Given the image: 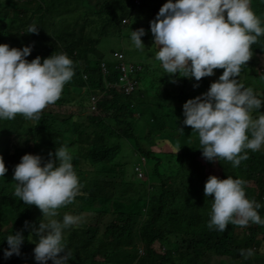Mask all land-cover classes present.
<instances>
[{"label": "clouds", "instance_id": "1", "mask_svg": "<svg viewBox=\"0 0 264 264\" xmlns=\"http://www.w3.org/2000/svg\"><path fill=\"white\" fill-rule=\"evenodd\" d=\"M136 1L133 0V13L127 12L124 15L127 18L121 20L123 26L130 29L126 34L131 40L128 43L132 49L130 53L125 54L119 45L118 49L107 48L108 52H112L107 61L96 58L104 80L108 79V72L118 71L120 74L118 83L108 80L106 88L112 84L121 94L126 92L125 85L120 81L123 76L121 65L126 67L127 77L135 84L141 77V90L145 89L143 80L147 78L160 86L156 74L161 67L164 73L194 78L197 82L202 77L214 75V69H223L216 80H207L210 85L206 92L182 104L180 116L184 117L183 124L191 126L198 135L196 149H200V153L196 155L208 161L224 159L230 161L233 167L238 166L248 158L245 149L257 151L264 145V113L257 111L264 99L251 87H245L238 81L241 66L252 55L251 45L264 34L262 21L252 11L250 0H138V4ZM37 31L38 26L31 23L21 32ZM103 32L99 30L94 36L98 37ZM144 35L148 43L156 46L153 56L159 65L154 63V57L151 60L141 50L145 47ZM107 38H101L98 49L103 48ZM31 42L20 48L0 43V120L13 119L18 113L26 119L38 120L41 111L59 98L65 83L77 70L65 52L52 53L43 59L37 55L27 60ZM133 54L142 56L143 60H131ZM92 56L88 53L89 59ZM144 57L150 68L155 65V74L142 71ZM107 63L112 65L111 69ZM172 82L175 83V79ZM120 84L123 87L118 88ZM193 87H198V83H194ZM139 88L135 85L130 92L135 90L136 94ZM153 91L150 89L149 92L152 94ZM89 97L91 112L98 110L99 99L92 95ZM253 110L258 113L255 117L251 114ZM173 146L181 152L178 146ZM144 163L142 158L141 169H138L140 179H144ZM109 165L108 173L117 176L118 171L112 172V169L117 170L116 163ZM7 171L0 157V177ZM12 175L14 196L26 205L37 206L44 217L30 231L32 237H36L32 249L34 261L38 264H47L49 260L52 264H68L71 258L62 242L63 233L79 223L81 217L64 213L58 219L57 209L71 203L80 194L81 185L67 146L56 147L54 153H48L47 160L40 154L24 153L13 166ZM145 178L147 186L152 187L153 183H149L146 175ZM202 179L205 180L204 195L212 196L207 223L210 230L222 233L229 224L239 225L235 230L239 228L242 231L249 223L264 225V219L258 212L261 204L247 198L243 179L231 175L221 179L211 174L205 178L202 176ZM24 226L29 227L30 222L25 221ZM25 239L20 230L7 234L2 239L7 243L3 257L19 256ZM239 252L247 258L253 250L240 249Z\"/></svg>", "mask_w": 264, "mask_h": 264}, {"label": "trees", "instance_id": "2", "mask_svg": "<svg viewBox=\"0 0 264 264\" xmlns=\"http://www.w3.org/2000/svg\"><path fill=\"white\" fill-rule=\"evenodd\" d=\"M35 1L39 5L32 12L34 16L39 15L42 5L46 6V4L51 3L47 0ZM125 1L127 0H82L80 8L84 12L78 6L72 12L57 10L56 13L61 23L68 14L72 15L73 24L80 26L78 37L72 33L71 39H69L67 44L60 38L58 40L51 38L44 43L43 40L47 38L52 26L55 29L54 34L63 32L62 28H56L57 25L52 23V20L45 18L48 28L44 34L37 35L35 33L31 39H23L21 44L26 45L29 41L35 42H31L33 48L28 55L31 58L39 55L43 59L52 53L65 52L72 59L73 66H76V69L82 72L83 75L73 76L71 80L65 83L61 92V95L64 97L67 96L64 93V88H83L85 93H90L89 95H109L111 96L109 100H99L97 105L100 110L113 111L116 123L120 119L122 121L127 119L133 120L135 114L139 116V118L136 117L137 120L141 121L145 119L144 122L150 123L153 120L151 114H155L152 110L160 109L170 114V109L168 110V108L173 104V100L182 98L181 94H170L173 90H162L155 81L147 78L143 80L145 91L140 90L136 92L137 101L121 102L118 100L121 91L106 88L108 80L111 83H118L120 74L118 71L113 73L108 72V79L104 80L101 68L96 63V58L97 60H108L109 53H107V49H98V45L101 38L106 36L105 31L107 29L112 31L118 30L114 27L123 18H127L124 16L127 14L124 6ZM24 5L26 6V4ZM8 6L11 10L6 13L10 14V16L3 15V19L0 21L3 22L5 29L11 33L20 21L27 20L28 11L26 14L24 9L18 5L8 4ZM250 7L261 19L262 26H264V0H258V3L255 0H250ZM50 13L54 18L55 14L53 11H48L47 16L49 17ZM40 17H43V14ZM94 28L97 29L95 30L96 32L93 31ZM24 30H17L14 37L16 39L22 38L21 31ZM99 30L104 32L98 37L94 36L98 35ZM127 38L129 43L131 41L130 37L128 36ZM2 40L3 36L1 35L0 28V43ZM121 50L125 54L130 53V50L123 47H121ZM251 51V56H264V34L258 37L256 43L251 45ZM88 53L93 54L91 59L88 58ZM248 62L249 60L245 65L241 66L238 81L244 80L245 83L251 84L253 78L245 76ZM106 65L110 69L112 68L110 63ZM151 70L153 69L149 67L148 61L144 57L142 71L149 72ZM217 71L221 74L223 69L218 68ZM203 82L199 87L210 85L205 80ZM187 85L190 86V83L188 84L187 82ZM158 88L161 90V93ZM150 89L154 90L152 94L149 92ZM70 91L68 90L67 92L69 93ZM182 102H184L183 99L175 104L176 109L182 108ZM261 105H264V101H262ZM42 113L47 122L42 126V130L45 134L54 135L57 124L56 119L64 118L66 114L53 113L47 110L46 107L42 110ZM183 119L184 117L181 120L177 118L179 126L171 133H164L165 131L161 130L155 131V134L161 135L159 141L162 142L180 144L183 140L189 139V153H182L181 151L180 154H171L169 158H173V162L163 168L164 171L167 169L168 173L173 177L181 175L183 168L187 167L188 162L196 164L193 155L200 153V149H196V133L192 130L191 126H184ZM17 120L20 121V119ZM182 124L183 126H181ZM3 127H5V124L0 123V129ZM87 128L89 129V127ZM178 128L182 129V131ZM131 130L132 128L123 129L122 133L124 136L130 137L128 133ZM176 146L179 147V145ZM24 147L18 148L14 146V150L11 152L8 144L6 153H0V157L3 158L5 166L8 169L7 173L12 175L13 166L19 162L20 157L24 153L30 150V147L26 149ZM195 149L196 151H194ZM138 151L142 157H146L147 175L155 178L152 181V187H148L146 184L136 186L126 178L112 176L106 172L100 180H83L79 190L80 194L71 203L57 209L75 213H81V211L86 210L91 215L90 221L83 226V240L73 243L71 240L73 232H70L62 241L71 260L78 261L77 264H91L88 261L90 255L87 250L92 255L103 256L109 249L116 251L132 247L139 242L141 249L138 251L134 264H220L218 258L222 257L230 258L229 262L231 264H255L257 259H260L259 264H263L264 225L249 223L247 226H244V237L241 239L239 235L235 234V228L239 227V225L229 224L222 233L215 229L210 230L207 227L209 220L208 212L210 211L207 204H202V199L188 204L187 202L192 201L193 196L198 197L194 190L192 192L191 190L180 189V186H175L170 182L168 173L166 177L158 175L161 163H165V160L161 162V156L144 150L140 146H138ZM245 151L248 153V158L242 160V163L240 162L236 167H233L229 161V165H225L223 168L221 178L223 179L227 175H231L234 178L243 179L246 182L244 188L247 198L261 204L258 212L261 218L264 219V151H252L250 149H245ZM120 154L121 148L118 146L109 147L95 144L91 148L90 159L92 158V162L96 166L104 164L114 165L119 160ZM78 160L77 157L72 158L73 165H76ZM152 162H154V165ZM107 165L104 167H107ZM115 171L117 170L112 169V172ZM118 172L121 174V171ZM249 182H252V187L249 186ZM193 186L194 183L190 180L188 188H193ZM1 192L2 187L0 186V264H14V260L21 261L20 264H38V262L34 261L32 252L36 237H32L30 231L32 227L38 226L40 219L36 216L33 217V213L39 208L35 205H26L15 197L13 194L14 187L12 188V195L15 198L13 205L3 203ZM77 197L81 198V202L77 200ZM111 209L114 210L112 214L109 213ZM92 214L96 219L99 216L105 215L111 217L105 230L97 238V244L95 243L97 234L92 228V224L94 223ZM137 216L142 217V220L139 229L136 231L137 239H134V236L130 234L131 227L134 226L135 217ZM25 221L30 222L29 227L24 226ZM18 230L22 231L26 237L21 245L20 255L14 254L5 259L3 257V249L7 247V243L2 239L7 234ZM258 234H261V238L258 237ZM28 239H32L33 242H30ZM259 247H262L263 254L259 251L254 252L255 248ZM70 248L72 250L69 252ZM240 249H252L253 253L251 256L245 258L240 254ZM81 256L84 257L81 259Z\"/></svg>", "mask_w": 264, "mask_h": 264}, {"label": "rangeland", "instance_id": "3", "mask_svg": "<svg viewBox=\"0 0 264 264\" xmlns=\"http://www.w3.org/2000/svg\"><path fill=\"white\" fill-rule=\"evenodd\" d=\"M47 1L51 3L46 4V6L42 5V10H40L39 15L37 14L34 16L32 12L39 5V3H37V1L35 0H0V20L3 19V15L10 16V14L6 13L11 10L8 4L18 5L22 7L26 12V14L28 11L27 20L20 21L19 24L14 27L13 32L11 33L5 29V27L3 26V22L0 21L1 35L3 36V40L1 43H7L9 47H17V48H20L21 46H26L21 44L23 39L25 38L31 39L35 33H22V38L16 39V37H14L16 31L23 29L26 30L28 24L35 23L38 26V31L36 33L44 34L46 29L48 28V23L45 22V18H49L50 20H52V23L57 25L56 28L57 29L62 28L63 32L54 34L55 29L52 26V29L51 31H49L47 38L43 40L44 43H46L51 38L54 40H58L60 38L65 44H67L69 42V39H71L72 33H74V35L78 37L80 32V26L78 25L75 26L73 24L72 15L68 14L64 18L62 24L57 16L56 11L57 10L60 11L67 10L70 12L75 11L77 6L80 8V4L82 0H47ZM129 1L131 2V5L127 3L128 1H125L124 6L127 12L132 14L134 11V2L133 0H129ZM255 1L256 3H258V0ZM136 3L138 4L139 1L137 0ZM24 4H26V6ZM48 11L49 12L53 11L55 17L53 18L51 13L48 17L47 16ZM81 11L84 12V10L82 9ZM42 14L43 17H40L42 16ZM114 28H117L118 30L112 31L107 29L106 36L104 37H108V38L104 41L103 48L118 49L119 48L118 46L121 45L120 47H123L124 49L132 50L128 45V41H127L128 38L126 36V34L129 32L130 29L126 28V26H123L122 21L118 22ZM95 30L97 29L94 28L93 31ZM143 43L145 47L141 50H144L145 54H148L150 56V59L152 60L154 57L153 56L154 47L157 51L156 46L148 43L145 38V35H144ZM133 47L135 46L133 45ZM107 53H109L110 55L112 54L111 51ZM26 59L30 61L33 58L26 57ZM133 59L134 61H139L140 59H142V56H137L136 54H133V58L131 60ZM154 63L159 65V61L156 60V58L154 60ZM154 68L155 65L153 64L152 69ZM213 71H214V75L202 77L197 82L195 81L194 78H184V77H179L176 74L164 73V70L161 67L159 69V72L156 74V77L160 82V88L162 90H173L170 92V94L179 93L181 94L182 98L179 100H173V104L170 106V108H168V110L170 109V114L165 113L163 110L160 109L152 110L155 112V114H151V118H153V120L150 123L144 122L145 119L141 121L139 119L137 120L136 117L139 118L137 114H135L133 120L127 119L125 121H122V119H120L119 122L116 123V120L114 118L115 115L113 111L100 110L98 108V110L95 109V111L91 112L90 110L91 96L87 98L90 93H85L83 88H74V89L64 88V93L67 94L66 97L60 95L55 102L46 105L47 110H50L53 113L66 114V117L56 119L57 124L55 127L56 129L55 134L54 135L47 133L45 134L44 131L42 130V126H44L45 123H47L42 111L40 113V117L38 120L26 119L25 117H23V115L18 113L15 115L13 119L0 120L1 124L2 123L5 124V127L0 129V153H6L8 144L10 146L11 152H13L14 146L18 148H23L24 146L27 145L26 147H24L25 149L27 147H30V150L27 151V153L40 154L44 160H47L48 153L49 152L54 153L56 147L59 148L62 145L67 146L72 158L77 157L79 159L76 162L77 164L76 165L74 164L73 166L78 176L79 184L81 185V182L83 180H87V179L100 180L104 175V173L109 172V168L111 167L109 164L108 165L104 164L102 166H96L93 164L92 158L90 159V152L92 146L95 144L109 146V147L118 146L121 148V154L120 157L118 158L119 160L116 162L115 167L117 168V171H121V174H119L118 172L117 176H123V178L130 180L136 186L142 184L147 185V182L145 181L146 179L145 175L149 183H151L155 178L150 175H147L146 167L144 169V167L142 166L143 169L142 171H144L145 175H144V179H140L138 172L141 169L142 158H144L145 160L144 164H146L147 161H146V157H142L141 154L139 153L138 146H140L144 150H148L153 154L161 156L160 157L161 162L162 160H165V163L164 164L161 163L160 165V171L158 175L162 177H166L168 171L167 169L163 171V168H165L164 166H166L167 164H171L174 160L173 158H169V156L171 154H180L179 151H177L176 147L173 145H179L182 153H189L188 151L189 139L183 140L182 142H180V144L171 143V142L168 143L166 141L162 142L159 141L161 135L155 134V131L161 130V131H165L164 133H171L179 126V121L177 120V118L180 120L181 118H183L180 116L182 114L181 112L182 108L176 109L175 104L182 99L185 102L189 98L196 97L201 93L206 92L208 88L204 85L199 87V85L204 83L203 80H205L207 83H208L207 80H212V81L216 80L220 74L218 73L217 69H214ZM151 72L154 74L156 73L155 70H151ZM79 75L81 76L83 75V73L80 72L79 70H74V76H79ZM245 76H247V78H249V76L253 78L251 84L245 83L244 80L239 82L242 83L245 87H251L254 90V92L260 96V98L264 99V56L254 55L249 58L247 73L245 74ZM173 79H175L176 81L175 83L172 82ZM140 80L141 77L139 76V80H136L137 81L136 87L138 88L140 86L139 84ZM187 82L188 84L190 83V86L187 85ZM194 83H198V87L194 88L193 87ZM117 87L120 88L123 87V85L120 84ZM108 88L115 89L112 84L108 85ZM68 90L71 91L68 93L67 92ZM140 90H141V86L138 92ZM92 96H96L99 100H109L111 97L109 95H104V94L101 95L93 94ZM118 100L121 102L137 101L135 90L129 93L125 92L124 95L121 94L118 97ZM184 102H182V104ZM257 111L264 113V105H261V107ZM251 114L253 115V117L258 115V113L255 110H253ZM17 119H20L21 122L18 121ZM170 126H172L173 128ZM181 126H183V124ZM184 126H188V125H184ZM87 127H89V129ZM127 128H132V130L128 133V136H130L131 138L124 136L122 133V130ZM195 136L196 139H198L197 133ZM259 151H264V145H262ZM193 159L196 162V164L192 162H188L187 167L183 168V173L181 175L173 177L168 173V178H170V182L173 183L175 186H180V189L191 190V191L194 190L196 195H198V197L193 196L192 201L187 202L188 204H191L199 199H202V204H207L208 208H210L212 196L211 194H208L207 197L204 195L203 186L205 180L202 179V176H204L205 178L211 174L217 176L218 178H221L223 168L225 165L226 166L229 165V161H226L224 159H220L219 161L217 160L208 161L203 156H199V155H193ZM152 164L154 165V162H152ZM105 165H107V167H104ZM111 175H113V173H111ZM190 180H192L194 183L193 188H188V182ZM0 186L2 187L1 199L3 203L13 205L15 203V198L12 195V188L15 187V181L13 179V175L7 172L4 173L3 177H0ZM249 186L250 187L253 186L252 182H249ZM199 194H201V196H199ZM77 200L81 202L80 197H77ZM57 212H58V216H57L58 219L62 218L64 213H70L81 217L79 223L70 226L68 229L64 230L63 239H65L70 234V232H73V235L71 237L73 243L76 241L83 240L84 239V233H82L83 226L86 225L91 219V215H89L88 211L83 210L81 211V213H75L60 209L57 210ZM113 212H114L113 209L109 211L110 214H112ZM35 216L38 217L40 220L44 219L40 209H37L33 213V217ZM92 219L94 220V223L92 224V228L94 232L97 234L95 240V243L97 244V238L101 236V234L103 233V231L107 226V223H109L111 217L109 215H105V216H99L98 219H96L95 216L92 214ZM141 220L142 217H138V216L135 217V224L133 227H131L130 235L134 236V239H137L136 231L139 229ZM236 230L237 231H235V234L239 235L240 239L243 238L244 232L242 231V229L237 228ZM258 237L261 238V234H258ZM139 249H141V244H139L138 242L134 244V246L132 247L122 248L116 251H112L111 249H109L106 251V253L103 256L92 255L90 251L87 250L90 255L88 261H90L91 264H134L137 259ZM71 250L72 248L69 249V252ZM257 251L263 254L262 247L255 248L254 252ZM83 257L84 256H81V259ZM218 260L220 264H230L229 263L230 258L228 257L218 258ZM14 262H15L14 264L21 263V261L19 260H14ZM77 262L78 261H73L70 259L68 261V264H77ZM259 263H260V259H257L255 264H259ZM262 263L264 264V261H262ZM47 264H52V262L49 260Z\"/></svg>", "mask_w": 264, "mask_h": 264}, {"label": "built area", "instance_id": "4", "mask_svg": "<svg viewBox=\"0 0 264 264\" xmlns=\"http://www.w3.org/2000/svg\"><path fill=\"white\" fill-rule=\"evenodd\" d=\"M118 58H121V55H118ZM121 71L123 72V76L120 78V81L123 82V85H125V91L127 93H129L130 91H132L135 87V81L133 80H130L128 77H127V69L125 66L121 65Z\"/></svg>", "mask_w": 264, "mask_h": 264}]
</instances>
